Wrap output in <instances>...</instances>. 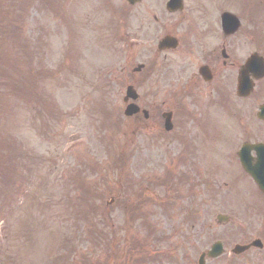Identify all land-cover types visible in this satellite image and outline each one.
Here are the masks:
<instances>
[{
	"label": "rangeland",
	"instance_id": "374dc122",
	"mask_svg": "<svg viewBox=\"0 0 264 264\" xmlns=\"http://www.w3.org/2000/svg\"><path fill=\"white\" fill-rule=\"evenodd\" d=\"M124 2L0 0V264H197L215 240L205 264H264V197L224 115L174 97L203 127L123 116Z\"/></svg>",
	"mask_w": 264,
	"mask_h": 264
},
{
	"label": "flooded vegetation",
	"instance_id": "af4514ba",
	"mask_svg": "<svg viewBox=\"0 0 264 264\" xmlns=\"http://www.w3.org/2000/svg\"><path fill=\"white\" fill-rule=\"evenodd\" d=\"M116 9L127 82L122 102L139 108L129 117L135 127L150 128L158 116L159 129L171 132L175 115L176 124L199 127L215 109L236 135L230 150L237 164L248 145L247 162L264 165V0H125ZM174 97L188 104L206 98L207 114L163 109Z\"/></svg>",
	"mask_w": 264,
	"mask_h": 264
},
{
	"label": "water",
	"instance_id": "95a60500",
	"mask_svg": "<svg viewBox=\"0 0 264 264\" xmlns=\"http://www.w3.org/2000/svg\"><path fill=\"white\" fill-rule=\"evenodd\" d=\"M137 111V109L136 108H134L132 105H130V106H127V108H126V110H125V115H132L133 113H135ZM170 127H167V129H169ZM243 163H244V167H245V169H246V167L248 166L247 165V163H245L244 161H243ZM250 173H251V171H249ZM253 172H254V170L252 171V175H253V177H254V180L256 181V183L258 184V186H259V188H260V190L261 191H263L264 192V182L262 181V179L260 178V177H258L255 173L253 174ZM218 219H219V221H225L226 220V218H222V217H218ZM252 246H256V247H261V245H260V243L259 242H254V243H252ZM249 248V246H235L234 247V249L232 250V252L233 253H235V254H240V253H242V252H244L246 249H248ZM222 253V248H221V246H220V244L219 243H217V244H215V245H213L212 246V248H211V251H209L208 253H207V255L209 256V257H216V256H218L219 254H221ZM199 264H203V255L200 257V259H199Z\"/></svg>",
	"mask_w": 264,
	"mask_h": 264
},
{
	"label": "trees",
	"instance_id": "16d2710c",
	"mask_svg": "<svg viewBox=\"0 0 264 264\" xmlns=\"http://www.w3.org/2000/svg\"><path fill=\"white\" fill-rule=\"evenodd\" d=\"M3 177H0V179H2Z\"/></svg>",
	"mask_w": 264,
	"mask_h": 264
}]
</instances>
